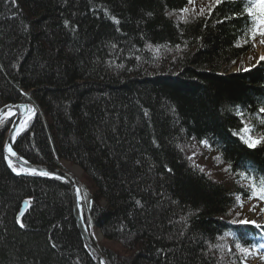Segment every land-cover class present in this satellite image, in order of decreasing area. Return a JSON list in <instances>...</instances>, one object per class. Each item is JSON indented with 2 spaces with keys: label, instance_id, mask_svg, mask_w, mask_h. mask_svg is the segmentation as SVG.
Here are the masks:
<instances>
[{
  "label": "trees",
  "instance_id": "obj_1",
  "mask_svg": "<svg viewBox=\"0 0 264 264\" xmlns=\"http://www.w3.org/2000/svg\"><path fill=\"white\" fill-rule=\"evenodd\" d=\"M245 4L210 0L181 17L188 0H0V108L36 110L15 148L83 170L85 222L120 249L100 247L108 264H219L223 239L249 252L264 234L263 221L231 218L251 191L238 173L264 176V143L238 134L249 125L264 137V59L232 70L254 48ZM11 121L0 126V264H97L69 184L6 160ZM191 140L218 154L234 185L192 163Z\"/></svg>",
  "mask_w": 264,
  "mask_h": 264
},
{
  "label": "rangeland",
  "instance_id": "obj_2",
  "mask_svg": "<svg viewBox=\"0 0 264 264\" xmlns=\"http://www.w3.org/2000/svg\"><path fill=\"white\" fill-rule=\"evenodd\" d=\"M209 1L210 0H193V3H191L186 8L187 12H183L180 16L186 17L190 15H197V13L201 12V9L204 11L208 7ZM260 39L261 37L257 36L254 42L255 46L253 50L246 55L239 65L233 67V71L238 70L239 67H242L243 69L251 68L261 60V56H264V45L260 44ZM13 118L11 119V123L13 122ZM31 119L32 118H28L24 122L20 131L28 125ZM253 137L260 138L258 136ZM185 150L188 152V157L192 160V163L206 171L210 176L222 181L223 183L230 184V186L235 184V182L232 180V175L227 170L226 164L220 161L218 154L215 151H211L206 143L201 144L195 140H191ZM62 166L64 170H67L75 176L79 186L82 189V213L84 216V210L86 204L88 203L87 196L91 195V190L89 189L91 184L83 174L79 175L74 173V170L72 169L73 165H71L69 162L63 161ZM240 185L244 184L240 183ZM241 204L243 205L242 207L240 206ZM253 206H255V208ZM261 209H264V201L258 199H247V201H242L240 196V200L237 201L236 207L231 209V218L240 221L248 220L255 221L256 223L262 222L264 221V212H262ZM89 233L98 247H105L108 245L114 247L116 250H120L118 249L119 247L115 245V243H106L101 231L93 225H90ZM99 234L102 235V239L99 238ZM231 245L232 241L230 238L223 239L220 245V249H222V256L221 262L219 264H264V245H261L257 250H251L246 253L244 252L245 256H241V258L238 260L240 262H238L230 253L231 250H233L235 254L241 253V251L239 249L237 250L236 248L233 249Z\"/></svg>",
  "mask_w": 264,
  "mask_h": 264
},
{
  "label": "water",
  "instance_id": "obj_3",
  "mask_svg": "<svg viewBox=\"0 0 264 264\" xmlns=\"http://www.w3.org/2000/svg\"><path fill=\"white\" fill-rule=\"evenodd\" d=\"M35 113V108L31 107L28 103H18V104H6L0 108V124L2 121L13 115V122L6 133L5 139V156L7 160L19 165L24 172L38 173L42 175L51 176L54 178H59L66 181L72 191L73 197V212L74 217L77 222V226L81 232L85 245L93 256L97 264H107L105 256L102 254L97 245L93 242L87 226L83 219L82 214V193L80 191V186L73 174L67 172L66 170L54 166L34 164L26 160L15 148V139L24 124V122L30 118ZM9 149L15 153V155L10 154ZM28 203L24 202L23 207L19 213L21 217L27 210Z\"/></svg>",
  "mask_w": 264,
  "mask_h": 264
},
{
  "label": "snow or ice",
  "instance_id": "obj_4",
  "mask_svg": "<svg viewBox=\"0 0 264 264\" xmlns=\"http://www.w3.org/2000/svg\"><path fill=\"white\" fill-rule=\"evenodd\" d=\"M188 2L191 4L193 3V0H188ZM13 3H15V0H13ZM221 3V0H215V5H219ZM182 11L187 12V9H182ZM244 12L248 15V17L251 20L250 26H247L246 35L249 40L255 41L257 36L261 37L260 44L264 45V0H246V4L244 7ZM201 13H203V9H201ZM229 17H225V19H228ZM247 42V41H245ZM255 46V45H253ZM260 59H264V56H261ZM261 112H264V108H261ZM261 123L264 124V120H261ZM254 129L249 126L245 125L240 132L238 133L240 135L241 140L246 143L249 147L254 148L258 144L264 143V137L261 138H254L252 136V132ZM237 134V133H234ZM206 143V142H202ZM10 154L15 155L14 152H12L11 149H9ZM242 178L249 180V185L251 188L250 193L248 194V199H258L261 201H264V176H261L259 178L257 177H249L246 176L244 172L238 173ZM237 201L240 200V196H237ZM243 206L242 204L240 205ZM255 208V206H253ZM262 212H264V209H261ZM240 223L243 224H249L251 223L256 228H261L262 226L257 224L255 221H248V220H242ZM24 225L21 224V227ZM237 249H239L241 252H247L246 249L241 248L240 244L236 245Z\"/></svg>",
  "mask_w": 264,
  "mask_h": 264
},
{
  "label": "bare ground",
  "instance_id": "obj_5",
  "mask_svg": "<svg viewBox=\"0 0 264 264\" xmlns=\"http://www.w3.org/2000/svg\"><path fill=\"white\" fill-rule=\"evenodd\" d=\"M248 54V53H247ZM13 118V115L12 116H10V117H7V118H5L3 121H2V123L0 124V126L3 124V122L4 121H6V120H8V119H12ZM10 127V126H9ZM6 133H7V131H6ZM6 133H5V137H6ZM4 153H5V150H4ZM20 154V153H19ZM21 155V154H20ZM5 158H6V156H5ZM6 160H7V158H6ZM9 163H10V161L9 160H7ZM41 165V164H40ZM71 165H73V164H71ZM47 166H50V165H47ZM55 167V166H54ZM17 172H18V174H29V175H34V176H39V177H43V176H47V175H42V174H38V173H30V172H24L23 171V169L19 166V165H17ZM58 168H60V167H58ZM63 169V168H62ZM72 169L74 170V173H76V174H79V175H82L83 174V170L79 167V166H77V165H73V167H72ZM67 171V170H66ZM68 172V171H67ZM72 174V173H71ZM47 177H51V176H47ZM52 178H54V177H52ZM57 179H59V178H57ZM60 180H62V179H60ZM62 181H64V180H62ZM66 182V181H65ZM80 191H81V193H82V189H81V187H80ZM83 214V213H82ZM83 219H84V222H85V218H84V216H83ZM85 224H86V226H87V229H88V231H89V227H88V225H87V223L85 222ZM99 230V229H98ZM90 234V233H89ZM102 234V233H101ZM101 234H99V238H101L102 239V235ZM257 236H255L254 238H256ZM253 238V239H254ZM93 242H94V240H93ZM85 243V242H84ZM95 243V242H94ZM96 244V243H95ZM98 247V246H97ZM87 248V247H86ZM99 249H100V247H98ZM100 251H101V249H100ZM102 252V251H101ZM102 254H103V252H102ZM104 255V254H103ZM105 256V255H104ZM106 258V257H105ZM106 262H107V259H106ZM107 264H108V262H107Z\"/></svg>",
  "mask_w": 264,
  "mask_h": 264
}]
</instances>
